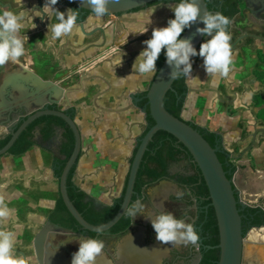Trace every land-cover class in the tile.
Listing matches in <instances>:
<instances>
[{
	"label": "crops",
	"instance_id": "crops-1",
	"mask_svg": "<svg viewBox=\"0 0 264 264\" xmlns=\"http://www.w3.org/2000/svg\"><path fill=\"white\" fill-rule=\"evenodd\" d=\"M34 1L28 0L27 4L22 6L19 3L9 2L11 4H7L5 10L18 12L20 9H26ZM175 6L177 4L163 6L161 9L153 10L154 13L158 11L156 14H145L149 21L154 19L153 29L170 18H174L173 8ZM0 11H3L1 7ZM55 20L54 15L46 18L48 22ZM146 29L142 28L139 32L146 31ZM26 34L28 35L21 34L24 38L25 55L15 63L10 61L0 67V86L7 77L14 80L13 77L17 75L24 76L22 68L25 67L33 70L43 79L50 80L55 78L54 74L61 67L59 62L62 60L63 52H60L58 47L55 48L57 41L52 39V34L48 36L46 29L30 34L26 32ZM206 39H211V35H207ZM75 40L80 46L84 43V37L77 31H73L71 35V41ZM237 42L239 45L243 44L239 39ZM233 53V64L226 78L208 77L203 67V58L199 55L194 57L192 75L198 76L199 81L186 78L189 89L182 117L220 134L223 147L238 165L241 178L246 176L248 181L255 178L264 181V121L257 118L259 108L254 106L252 99L253 94L261 92H252L253 86L259 87L258 85H262L264 81V79L257 78L254 70H264V64L259 62L258 68L252 69L250 66L253 63L252 54L246 48L241 49V52L236 49ZM64 54L63 60L66 67L62 71L90 78L86 83L88 92L84 94L87 98L81 99L80 94H74L72 97V105L76 109L75 120L82 134V154L74 181L102 205H110L122 196L130 169V160L146 128L145 114L128 97L129 93L143 89L144 86L136 83L134 77H128L130 66H126L128 69L126 68L125 74L118 78L104 65L85 67L84 64H79L75 66L76 61H81L88 55L83 49H79L76 55L67 52ZM94 75L105 76L106 82L95 79L91 81ZM70 83L75 84L76 81L71 80ZM94 83L103 89L109 87V91L91 99ZM261 95L264 97L262 93ZM6 131L0 127V140L9 134ZM35 132L41 135V140H36L35 133L36 145L28 152L18 156L7 153L0 159V180L14 178L10 187L0 191V197H3L12 210L11 216H17L23 212V207L30 205V191L39 192L42 198L48 193L44 180L51 174L45 176L33 174L32 168L38 171L42 167H50L51 160H44L47 164L43 165L41 155L52 151L48 143L55 136L59 137L57 155H61L60 149L66 142L65 131L60 126L54 127L53 135L48 140L42 137V127L37 128ZM242 153H244L242 158L237 159ZM61 157L64 158L62 155ZM195 172L194 161L187 155L171 162L168 167L169 176L151 183L141 199L142 203L147 210L157 215L162 210L171 212L176 218L193 225L197 218L196 203L190 195H187L189 188L180 185L172 178L179 173L188 178ZM36 178L42 180L41 184ZM179 190L186 193L180 200L175 195ZM246 190L253 200L257 198L264 200V185L258 189L251 187ZM41 206L42 209L45 208L44 200ZM144 214L147 215L148 212ZM131 226L132 229L126 235L113 234L104 237L103 257L107 264H192L191 253L188 249L193 244H162L156 239L151 219L143 215L137 216ZM148 232H153L155 239L147 244L144 238ZM243 264H264V227L253 226L248 230Z\"/></svg>",
	"mask_w": 264,
	"mask_h": 264
},
{
	"label": "flooded vegetation",
	"instance_id": "flooded-vegetation-1",
	"mask_svg": "<svg viewBox=\"0 0 264 264\" xmlns=\"http://www.w3.org/2000/svg\"><path fill=\"white\" fill-rule=\"evenodd\" d=\"M13 1L15 4L16 3L21 4V6L25 4L22 3L25 2V0H22V2H18V0H13ZM239 1H240L239 2L240 11L232 19H230L231 23L227 29L232 39V41H230V44L233 51L239 49L241 52V49L243 50V48L249 50L252 54V60H253V63L250 66L252 67V69H255L258 68L260 62L258 59L259 53L260 52L264 53L262 46H259L257 42L259 41L260 36L254 35L252 32L248 31L239 34L237 37H235L233 32V23L235 22V19H237L244 10L251 11L252 13H254L253 14L254 17H258L260 19V16H258V14L255 12L254 7H261L262 5L264 6V0H239ZM44 3H45L44 0H42V9ZM172 4L178 5L179 3L175 1L169 3L163 1H160L158 3H149L145 6L137 8L130 12L119 13V14H106L100 20H96L94 18V13H92L91 11L80 9L79 7H76L77 5L76 6L71 5L69 0H58L57 4L54 5L53 7L57 8L62 12H65V15L67 14V9L69 8L79 11L80 15L77 17L76 28L79 29V33H81L82 36L84 37V43L83 45L80 46L78 41L76 40L74 42L71 41V35H73V33L68 36H64L61 37L60 39L55 40L57 41V45L55 46V48L58 47L60 52L63 53L61 56L62 60L59 62V65L61 67L58 69V72L54 74L55 78L53 79V81L59 87L64 89V93L62 94L63 96L62 99H60L61 96L58 99V101L60 100L58 104H50L49 107L65 110L68 113H70L71 109H74L76 116V109L72 105L73 95L80 94V97L83 100L87 98V95L84 94L88 92L86 90V83L90 78L85 75L81 76V74H67L68 71L66 72L62 71V69H65L66 67V63L63 60L65 56L64 53L66 52L75 53L76 55L79 49L80 50L83 49L88 53V55L81 61L80 60L76 61L75 66L79 64H84L85 67H91L92 65H96V66L104 65L105 68H109L118 78L125 74L124 72L127 68L126 66H130L131 69H129V74L131 75L133 73L132 65L135 61V58L146 47V45L143 42L147 39H150L152 35L154 19L149 21L146 18L145 14L150 13L151 10L153 11L155 9L161 8L162 6L165 7V6H170ZM221 6L222 5H220V7ZM214 7H216V5H214ZM28 9H39L38 0H35L33 4H29ZM212 11L217 12L216 9H213ZM126 14H132V16L129 18H124ZM47 16H48L47 14H44L43 18L39 16H35L32 21L33 23L36 24L35 28H32L33 24L28 19H26L24 22L25 30L22 31L23 32L26 31L30 34V33L39 32L40 29H44V30L46 29L47 35L49 36V34H52L51 32L52 24H55L58 21L56 19L53 22H48L46 21ZM90 17H92V19H90ZM167 22L168 21L163 22V24L160 25L159 27L167 26ZM142 28H147V29L145 32L142 31L143 33H140L139 31ZM231 28L232 30L230 31ZM73 31L76 30L74 29ZM26 32L23 33L22 35L23 36L28 35L26 34ZM238 39L240 40V42H243L242 45H239V42H237ZM206 40L207 39H205L204 41ZM198 51L199 49L197 50V52ZM165 52L166 49H162L161 54L158 60L156 61L157 71L161 66L160 64L162 61L161 57L165 54ZM119 56L122 57V64L117 66L115 61ZM75 57L78 58L77 56ZM194 57L192 58V60L194 59ZM133 77L136 79L137 81L136 83L138 84L140 83L144 87L143 89L132 91L131 93H129L128 97L132 100V103L134 105L137 104L138 106L136 107L140 109V107L142 106H140L139 103L142 102L144 99H146L145 95L155 76H150L147 78L145 77L137 78V74H132V78ZM93 79L106 82L107 78L105 76L94 75V77H91V81ZM71 80L72 81L75 80L76 83L71 84L70 83ZM92 87L94 91L90 97L91 99L101 96L106 91L107 92L109 91L108 90L109 87L103 89L100 85H97L96 83H94ZM65 92H67V95L65 94ZM255 94H261V93L258 92ZM65 95L69 98L71 105H68L66 101H62L64 100ZM25 114L26 113H24V111L21 109L18 111H14L13 113L10 114V120L16 118V121L14 123L15 128H18L21 125L24 118L27 117L25 116ZM186 121H190V120H186ZM145 125L147 127L146 114H145ZM5 130H7L8 133H10L8 128ZM35 133L36 132H34V134ZM218 135H219V139L217 140V144L223 147L221 136L220 134ZM141 137L142 136H140V138ZM55 156L61 157V155H55ZM233 162L235 163L234 160ZM56 165H57V161H55L53 157L51 159V164H50L51 175H49L48 178H45V180L43 179L48 189V193L45 194L44 198H42V195L39 192L30 191L29 198L31 199V201L29 203L31 206L28 205L23 207L22 208L23 212L18 214L17 216L15 215L10 216L6 225L3 226L4 230L12 231L15 234L16 240H15L14 251L17 255L24 256L27 259L28 264H71L73 253L78 251L79 242L81 241V239L94 238L103 241L106 235H113V234H108L106 232L98 234L84 230L81 228V226L77 223L76 220H75L76 222H74L68 215L61 214L57 210V202L60 198V191H59L60 178H58L54 173V169ZM179 174L173 176L172 179H174L180 185L185 186L187 189L189 188V192L191 193L190 197L195 201L196 206L198 208L197 218L195 219L193 226L197 231L199 240L197 244L193 245L190 249H188V251H190L191 253L190 260L192 264H204L203 263L204 253L205 251L210 250L211 246H209V244L206 243V241H208L209 238H208V233H204V229H203L204 222L201 220V215L203 214L204 211H208L211 205L204 204L205 198L201 199L196 193H194L190 189V186L186 184L185 180L187 176H185L184 174H180V175ZM13 179L14 178H7L0 180V191L4 188L10 187L12 185L11 182L13 181ZM36 180L38 181V183L41 184L42 180H39L37 178ZM149 187L150 185L145 187L142 198L145 196L147 189ZM238 195L239 196L242 195L240 191H238ZM43 200L46 202V206L44 208L45 210L42 209L41 206V202ZM132 203L134 202L132 201ZM19 229H21L22 231L20 232ZM131 229L132 226L126 232L117 235L118 236L126 235ZM248 230L246 231V234ZM154 239H155L154 233L148 232V234L144 238V242L148 244L154 241ZM104 249L102 255L97 258L96 264H107L106 260H104L103 257Z\"/></svg>",
	"mask_w": 264,
	"mask_h": 264
},
{
	"label": "water",
	"instance_id": "water-1",
	"mask_svg": "<svg viewBox=\"0 0 264 264\" xmlns=\"http://www.w3.org/2000/svg\"><path fill=\"white\" fill-rule=\"evenodd\" d=\"M70 1L80 9L91 11V7L86 3L83 4L82 0ZM155 1L157 0H109L107 14L130 12ZM196 2L201 9L200 15L211 13L206 0H196ZM38 8L42 11V0H38ZM198 27H205L199 17L190 27L185 28L180 36V39L190 38L197 50L206 39V35L197 33L196 29ZM22 69L24 76L17 75L13 77L14 80L7 77L0 86V127L3 130L8 128L11 133L10 140L0 148V157L9 152L21 133L36 119L48 115L63 119L71 128L75 142L72 154L67 160L59 179L60 196L68 211L82 229L99 234L111 229L125 215V209L131 206L135 193L136 178L148 145L158 131H166L177 138L188 150L209 190L210 205L215 211L219 230V244L216 246L220 250L218 264H243L246 233L243 231L241 210L246 207H260L264 210V200L247 201L242 195L238 199V191L234 188L235 178H228L227 172L218 157L221 146L218 144L212 146L198 129L166 109L165 96L169 90H173V84L176 80L169 79V73L172 69L167 64L166 58L147 90L145 95L146 104L140 107L144 114H146L147 107H149L150 115L155 124L138 140V148L130 164L126 190L119 210L110 221L102 225H93L86 221L68 195L67 179L82 150V134L76 120L67 111L49 107L50 104L59 103L60 100L58 101V99L60 96V99H62L64 89L59 87L53 80L43 79L29 68ZM65 94L67 95V92ZM66 95L62 101H66L68 105H71ZM136 106L138 105L136 104ZM20 109L26 113L25 116L27 117L16 129L14 127L16 118L10 120V114ZM228 155L232 158L230 153ZM243 155L244 153L237 159L242 158ZM258 227H264V225Z\"/></svg>",
	"mask_w": 264,
	"mask_h": 264
},
{
	"label": "clouds",
	"instance_id": "clouds-1",
	"mask_svg": "<svg viewBox=\"0 0 264 264\" xmlns=\"http://www.w3.org/2000/svg\"><path fill=\"white\" fill-rule=\"evenodd\" d=\"M18 2H22V0H18ZM57 2L58 0H46L42 11L25 8L18 12L0 11V67L10 61L15 63L25 55L24 38L21 31L25 30L26 19L33 24L32 28H35L36 24L32 22L35 16L43 18V14H47L51 18L54 15L58 22L52 24L51 27L53 40L72 34L74 29L79 32V29L76 28L79 11L69 8L65 15V12L53 7ZM82 3L91 7L96 20H100L109 11V0H82ZM173 11L174 18L168 20L167 26L154 28L151 38L143 42L146 47L135 58L132 74H137V78L155 76L157 74L156 61L162 49H166V62L172 69L169 73L171 80L183 76L191 78L193 81H199L198 76L192 75L191 58L197 55L203 58V67L208 77H228L234 58L230 44L231 35L227 31L231 23L230 19L220 13L200 15L201 9L196 0H181L173 8ZM198 17L203 21L205 27H198L197 33L211 35V39L201 43L199 52L193 46L190 38L180 39L184 29L196 22ZM213 33L214 35H212ZM115 62L117 66L121 65L122 57H117ZM185 194L180 190L175 193L178 200L183 199ZM187 195H191V193L189 192ZM146 211L147 215L144 214ZM125 214L133 220L140 215L150 218L156 239L162 244L191 243L195 245L199 240L197 231L191 223H186L185 220L176 218L173 213L163 210L157 215L147 210L141 199H137L130 207H127ZM11 215L12 210L9 209L3 197H0V264H28L24 256L17 255L14 251L15 234L12 231L4 230L3 226L6 225ZM104 247L102 240L81 239L78 251L73 253L71 264H96Z\"/></svg>",
	"mask_w": 264,
	"mask_h": 264
},
{
	"label": "trees",
	"instance_id": "trees-1",
	"mask_svg": "<svg viewBox=\"0 0 264 264\" xmlns=\"http://www.w3.org/2000/svg\"><path fill=\"white\" fill-rule=\"evenodd\" d=\"M160 1L167 3L174 1L178 3L181 2V0H158L152 3H158ZM206 2L211 13H220L222 15H225L229 19H232L240 11L239 0H206ZM70 3L71 5H75L71 1ZM214 5H216V7H214ZM220 5L222 6L220 7ZM213 9H216L217 12H213L212 11ZM165 58L166 57L164 54L161 57V60L163 61ZM258 59L261 63L264 64V53L260 52ZM162 61L160 64H162ZM255 74L257 78L261 80L264 79V70L262 71L255 70ZM187 92H188V85L186 82V77L181 76L180 78L175 80L173 84V90H169L164 99V104L166 109L180 119H184L182 117V111L185 105ZM252 99L254 106L259 108V111L257 112V117L264 121V97L261 94H254ZM146 102L147 99H144L142 102L139 103V105L143 107L146 104ZM69 114L75 119L74 109H71ZM146 121H147V127L145 128L142 137L150 129V127L155 124L154 119L150 115L149 107H147ZM187 122L190 123L194 128L198 129L212 146L217 145V140L219 139V135L216 132H212L190 121ZM55 126H60L64 129L65 131L64 135L66 138V142L62 145L60 149V154L64 156V158L60 156H54V160L57 161V165L55 166L54 173L58 178H60L63 168L74 149L75 139H74V134L71 128L69 127V125L63 119L57 116H52V115L42 116L36 119L34 122H32L27 127V129H25L21 133V135L16 140L14 145L10 148L8 154L16 155V156L25 154L34 145H36V142L34 141V132L36 131L37 128L42 127V137L44 140H48L53 135ZM10 138H11V133H9L5 138L1 139L0 148H2L10 140ZM137 148L138 145L134 150V154L130 160V164L137 151ZM81 154L82 151L80 152L77 163L73 166V168L71 169L68 175V179H67L68 195L71 201L73 202V204L78 209V211L82 214L84 219H86V221H88L90 224L93 225H102L110 221L119 210L126 190L129 173L127 176L126 185L124 187L122 196L114 200L113 203L110 205H102L100 202H98L92 196H90L86 191H84L81 187H79L74 181V177L77 171V166ZM185 155L192 158L188 150L184 147L183 144H181L177 140V138H175L173 135L169 134L166 131L163 130L158 131L153 136V140L149 143L148 149L144 154L141 166L139 168L135 187H134L135 193L133 195V202H135L137 199L142 198L146 186L168 177L169 164L171 162L179 160L182 156ZM218 157L222 162L225 171L227 172L228 178L230 179L235 178L236 173H239L238 165L233 162V160L229 157L228 152L223 147H221V150L218 152ZM195 170H196L195 174L186 178L185 182L187 185L190 186V189L194 193H196L201 199L205 198L204 204L210 205L211 200L209 199V190L196 165H195ZM234 188L237 191V186L235 183H234ZM237 198L239 199L238 194H237ZM239 207L241 208L240 205ZM57 210L61 214L68 215L74 222H76L74 217L68 211L61 196L57 202ZM241 215H242L244 233H246V231L253 226L264 225V210H262L260 207H246L241 210ZM201 220L204 222L203 223L204 233H208L209 239L208 241H206V243L209 244V246H211V249L205 251L204 253L203 263L218 264V260L220 258V250L216 246L219 244V230L217 226L215 211L212 206L209 207L208 211L203 212V214L201 215ZM132 223H133V218L125 214L106 233L108 234L124 233L131 227Z\"/></svg>",
	"mask_w": 264,
	"mask_h": 264
},
{
	"label": "rangeland",
	"instance_id": "rangeland-1",
	"mask_svg": "<svg viewBox=\"0 0 264 264\" xmlns=\"http://www.w3.org/2000/svg\"><path fill=\"white\" fill-rule=\"evenodd\" d=\"M7 1L6 0H0V7L3 10H5V8H7L6 7L7 4H9V5L11 4L9 2H13L14 3L13 0H7ZM26 2H28V1L25 0V2H23V3L27 4ZM166 7H168V6H166ZM161 8H159V9H161ZM27 9H28V6H27ZM155 10H157V9H155ZM254 10L258 14V16H260V19L258 17H254V15H253L254 13H252L251 11L244 10L241 13V15L237 19H235V22L233 23V32H234L235 37H237L239 34H242L244 32H248V31L252 32L254 35L260 36V39L257 42H258V45L262 46V49L264 50V6L262 5L261 7H254ZM150 13H154V11L151 10ZM156 13H158V11L155 12L154 14H156ZM138 14H140V13H138ZM131 16H132V14H126L124 16V18H129ZM231 30H232V28L230 29V31ZM25 32L26 31H24V32L21 31V34H23ZM34 36H36V34H34ZM33 42L36 43L35 41H33ZM258 86L259 87L253 86L252 92L261 91L260 93H262L264 95V81L262 82V85H258ZM6 132H8V131H6ZM36 140L37 141L41 140V135L38 132L36 133ZM58 140H59V137L55 136V138H53V140H51L48 143L49 146H51L52 151L48 152V153H43L41 155L43 161L44 160H46V161L51 160V158H53L55 155H57V150H58V147H59V141ZM46 161H44L43 165L47 164ZM178 165H180V164H178ZM28 168H30V167H28ZM32 170H33V174H38V175H41V176H45V175L51 174V169H50L49 166L42 167V169L41 170L38 169V171H35L33 168H32ZM243 178L240 177V173H236L235 184L237 186L238 191L241 192L242 197L245 200H247V201H260L261 198H257V200H253L252 199L253 197L249 196L248 190H246V188L253 187L255 189H258L260 186L264 185V181L260 180L258 178L250 179L248 181V178H246V176H245L244 179ZM245 191H246V193H244Z\"/></svg>",
	"mask_w": 264,
	"mask_h": 264
}]
</instances>
